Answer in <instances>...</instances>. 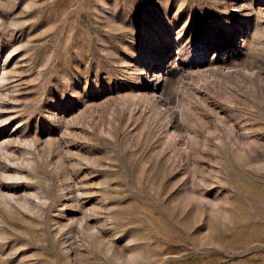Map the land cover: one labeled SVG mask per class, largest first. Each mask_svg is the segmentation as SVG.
<instances>
[{
	"label": "rangeland",
	"instance_id": "1",
	"mask_svg": "<svg viewBox=\"0 0 264 264\" xmlns=\"http://www.w3.org/2000/svg\"><path fill=\"white\" fill-rule=\"evenodd\" d=\"M0 264H264V0H0Z\"/></svg>",
	"mask_w": 264,
	"mask_h": 264
}]
</instances>
